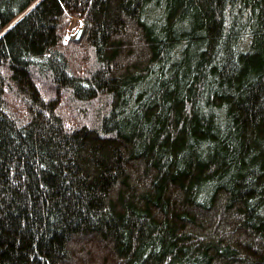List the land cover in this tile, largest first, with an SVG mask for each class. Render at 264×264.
Returning a JSON list of instances; mask_svg holds the SVG:
<instances>
[{
  "label": "trees",
  "instance_id": "obj_1",
  "mask_svg": "<svg viewBox=\"0 0 264 264\" xmlns=\"http://www.w3.org/2000/svg\"><path fill=\"white\" fill-rule=\"evenodd\" d=\"M0 264H264V0H0Z\"/></svg>",
  "mask_w": 264,
  "mask_h": 264
},
{
  "label": "rangeland",
  "instance_id": "obj_2",
  "mask_svg": "<svg viewBox=\"0 0 264 264\" xmlns=\"http://www.w3.org/2000/svg\"><path fill=\"white\" fill-rule=\"evenodd\" d=\"M81 26V20L77 18H73L72 21L70 22L69 28H68V33L73 34L76 31H78V28Z\"/></svg>",
  "mask_w": 264,
  "mask_h": 264
},
{
  "label": "water",
  "instance_id": "obj_3",
  "mask_svg": "<svg viewBox=\"0 0 264 264\" xmlns=\"http://www.w3.org/2000/svg\"><path fill=\"white\" fill-rule=\"evenodd\" d=\"M80 32H81V29L79 28V30H78V35H79ZM78 35H77V36H78Z\"/></svg>",
  "mask_w": 264,
  "mask_h": 264
}]
</instances>
